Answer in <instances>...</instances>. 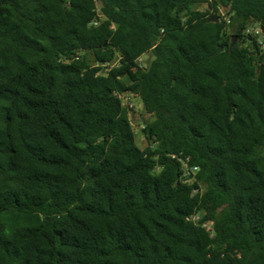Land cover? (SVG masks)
<instances>
[{
	"label": "trees",
	"instance_id": "obj_1",
	"mask_svg": "<svg viewBox=\"0 0 264 264\" xmlns=\"http://www.w3.org/2000/svg\"><path fill=\"white\" fill-rule=\"evenodd\" d=\"M257 24L264 0H0V264H264Z\"/></svg>",
	"mask_w": 264,
	"mask_h": 264
},
{
	"label": "rangeland",
	"instance_id": "obj_2",
	"mask_svg": "<svg viewBox=\"0 0 264 264\" xmlns=\"http://www.w3.org/2000/svg\"><path fill=\"white\" fill-rule=\"evenodd\" d=\"M198 9L200 11H205L206 6H200L198 7ZM224 18L227 17L225 16ZM151 60H152V54H146L141 58L140 64L143 66H148ZM121 99L125 107H130V106L133 107L132 109H130L131 110L130 118L135 131V137H136L135 142L140 149L144 150L147 147V143L143 135V128L145 124L152 121V117H150L145 113L143 103L137 95L129 93L124 95ZM157 172H159V170H157Z\"/></svg>",
	"mask_w": 264,
	"mask_h": 264
},
{
	"label": "built area",
	"instance_id": "obj_3",
	"mask_svg": "<svg viewBox=\"0 0 264 264\" xmlns=\"http://www.w3.org/2000/svg\"><path fill=\"white\" fill-rule=\"evenodd\" d=\"M250 34L253 35V37L257 40V42H259L262 46H264L263 40L261 39V36H263V33H262V31H261V29H260V27H259L258 24L257 25H254L253 27H250L249 29H247L245 31V35L246 36H249ZM128 108L129 109H132L133 107L130 106ZM187 166H188V163H185V166L184 167L187 168ZM196 171H197L196 168H194L193 170H191L192 173H195ZM193 220L196 221L197 218L195 217ZM203 226L204 227H207L208 230H211L212 229V225L210 223H208V222L204 223Z\"/></svg>",
	"mask_w": 264,
	"mask_h": 264
},
{
	"label": "water",
	"instance_id": "obj_4",
	"mask_svg": "<svg viewBox=\"0 0 264 264\" xmlns=\"http://www.w3.org/2000/svg\"><path fill=\"white\" fill-rule=\"evenodd\" d=\"M218 20V15H215L212 19H210V22H216ZM233 45H227L225 48H219L218 51L215 52V55L221 54L223 51H229L230 48H232Z\"/></svg>",
	"mask_w": 264,
	"mask_h": 264
}]
</instances>
